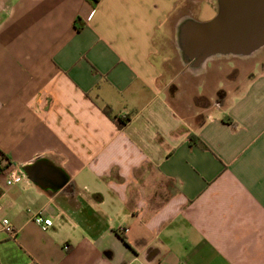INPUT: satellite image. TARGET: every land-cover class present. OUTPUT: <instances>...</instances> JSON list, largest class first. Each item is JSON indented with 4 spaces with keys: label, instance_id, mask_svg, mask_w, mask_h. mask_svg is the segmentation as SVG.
I'll use <instances>...</instances> for the list:
<instances>
[{
    "label": "crops",
    "instance_id": "0c3cea01",
    "mask_svg": "<svg viewBox=\"0 0 264 264\" xmlns=\"http://www.w3.org/2000/svg\"><path fill=\"white\" fill-rule=\"evenodd\" d=\"M217 13L218 0H0V152L69 176L8 185L0 170L1 264L11 249L37 264H264V56L252 72L249 56L197 65L178 42L181 22Z\"/></svg>",
    "mask_w": 264,
    "mask_h": 264
},
{
    "label": "water",
    "instance_id": "95a60500",
    "mask_svg": "<svg viewBox=\"0 0 264 264\" xmlns=\"http://www.w3.org/2000/svg\"><path fill=\"white\" fill-rule=\"evenodd\" d=\"M178 42L185 61L194 59L197 65L216 55H254L264 47V0H218L214 18L181 22ZM24 170L30 180L46 188L61 189L69 180L60 166L45 157L27 164Z\"/></svg>",
    "mask_w": 264,
    "mask_h": 264
},
{
    "label": "built area",
    "instance_id": "2783aa9c",
    "mask_svg": "<svg viewBox=\"0 0 264 264\" xmlns=\"http://www.w3.org/2000/svg\"><path fill=\"white\" fill-rule=\"evenodd\" d=\"M94 13V12H93ZM11 163L8 160H5L0 157V170L6 172L8 176V185H14L20 182H23L28 176L23 168H11ZM35 221L42 226L44 230L48 229L52 226L53 219L51 217H47L43 213H37L34 217ZM2 224L4 229L10 233L13 237L17 236V228L12 224L9 218H3ZM1 264V262H0Z\"/></svg>",
    "mask_w": 264,
    "mask_h": 264
},
{
    "label": "rangeland",
    "instance_id": "374dc122",
    "mask_svg": "<svg viewBox=\"0 0 264 264\" xmlns=\"http://www.w3.org/2000/svg\"><path fill=\"white\" fill-rule=\"evenodd\" d=\"M172 41H173V35L170 34L168 36V39H166V41H165L166 44H167L166 46H169V48H170V45L172 44ZM170 50H171V48H170ZM172 53H174V52H172ZM262 56H264V47L261 48L259 51H257L254 55H251V56L247 57L246 59H243L245 62H247L246 64H241V63H238V64L239 65L241 64L243 66V71L246 70V68H248V71L252 72V70L256 66V60L260 59ZM245 65H247V66H245ZM244 67H245V69H244ZM34 222L36 223V221H34ZM33 230H34L33 234L37 237V239H41V241L44 242V239H45L44 238V233L42 234L40 232H37L36 231V227H33ZM3 246H5L4 242L0 238V252L3 251ZM12 250H14L13 254L11 253L12 255L10 254L8 256V258H7L8 261L10 260L11 264H37L36 262H34L32 256L30 254L23 253V251H22L23 254H20V253H18L17 250L11 249V251ZM16 252L18 254H16ZM4 257H5V255H4Z\"/></svg>",
    "mask_w": 264,
    "mask_h": 264
},
{
    "label": "trees",
    "instance_id": "16d2710c",
    "mask_svg": "<svg viewBox=\"0 0 264 264\" xmlns=\"http://www.w3.org/2000/svg\"><path fill=\"white\" fill-rule=\"evenodd\" d=\"M92 1H93L94 4H97V3L99 2V0H92ZM77 27H78L79 29L81 28V26H77ZM104 110H105V112H107L109 115H111V111H110V109H109L108 106H105V107H104ZM114 118L117 119L118 124H119L120 127L125 126L126 123H127V121L130 120V117H127V118H123V117H121V118L114 117ZM193 139H194V137H193ZM0 156H1V158L5 159V160H8V159H7V156H6L4 153L0 152ZM8 161H9V160H8Z\"/></svg>",
    "mask_w": 264,
    "mask_h": 264
}]
</instances>
